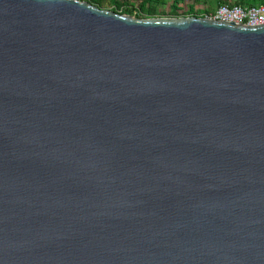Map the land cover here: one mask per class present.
<instances>
[{"label":"water","instance_id":"1","mask_svg":"<svg viewBox=\"0 0 264 264\" xmlns=\"http://www.w3.org/2000/svg\"><path fill=\"white\" fill-rule=\"evenodd\" d=\"M0 264H264V24L0 0Z\"/></svg>","mask_w":264,"mask_h":264},{"label":"trees","instance_id":"2","mask_svg":"<svg viewBox=\"0 0 264 264\" xmlns=\"http://www.w3.org/2000/svg\"><path fill=\"white\" fill-rule=\"evenodd\" d=\"M89 2L101 9L112 10L120 14H128L138 18L158 17H202L214 11L208 5L209 0H81ZM192 1V4L188 2ZM217 5L239 4L244 6L264 5V0H215ZM170 4L165 14L164 8ZM205 6V7H202Z\"/></svg>","mask_w":264,"mask_h":264},{"label":"built area","instance_id":"3","mask_svg":"<svg viewBox=\"0 0 264 264\" xmlns=\"http://www.w3.org/2000/svg\"><path fill=\"white\" fill-rule=\"evenodd\" d=\"M202 17L237 25L258 26L264 24V5L251 7L239 4L220 5Z\"/></svg>","mask_w":264,"mask_h":264},{"label":"rangeland","instance_id":"4","mask_svg":"<svg viewBox=\"0 0 264 264\" xmlns=\"http://www.w3.org/2000/svg\"><path fill=\"white\" fill-rule=\"evenodd\" d=\"M188 3H189V4H192L193 2H192V1H189ZM169 5H170V4H168V6H166V7L164 8V10H165V14H167V13L169 12V10H170V6H169ZM208 5L211 6L212 8H216V7L218 6L215 0H209ZM202 7H205V6H202ZM161 17H162V16H161ZM161 17H159V18H161Z\"/></svg>","mask_w":264,"mask_h":264}]
</instances>
